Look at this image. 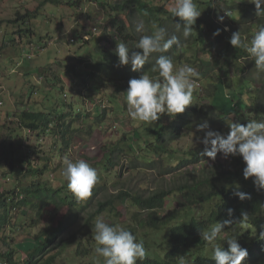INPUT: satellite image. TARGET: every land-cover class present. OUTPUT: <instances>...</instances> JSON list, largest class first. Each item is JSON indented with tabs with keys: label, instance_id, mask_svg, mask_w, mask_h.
Returning <instances> with one entry per match:
<instances>
[{
	"label": "trees",
	"instance_id": "obj_1",
	"mask_svg": "<svg viewBox=\"0 0 264 264\" xmlns=\"http://www.w3.org/2000/svg\"><path fill=\"white\" fill-rule=\"evenodd\" d=\"M224 1L228 5L225 10H237L240 14V20L236 19L232 22V27H236L233 32L240 30L237 29L241 26L239 24L249 22L251 13H255V9L251 11L248 7L254 4L248 3L247 0ZM100 2L102 6H108L113 12L116 11L117 15L113 19L111 17V24L115 27L113 32L111 31L109 35L108 31H104L98 37L96 49L99 51L95 57L93 55V62L86 63V60H80L86 68H81L79 71L78 74L82 79L78 82H84L82 85L85 86L86 81H90V85L86 88L89 94L92 91L95 95V98L93 95L91 97L94 104L92 109L89 111L81 110V107L77 109L74 106L75 103L65 97L62 111L43 108L15 113L17 124L9 131L2 147L0 146V232L11 229L13 238V234L17 233L18 229L27 230L30 227H36L40 224L39 220L46 215H54V213L56 215L66 209L64 219L62 217L57 224L41 229L35 234V238L40 240L39 244L27 249L17 247V250L13 244L3 239L8 236H1L0 241L11 247L0 251V258L4 257L6 264H104V258L98 257L95 253L96 243L92 233L96 218H101L103 215L106 216L105 222L113 226H123L129 229L138 241H143L146 258L138 261L137 264H214L211 259L212 250L207 249L211 244L201 239L200 230H208L218 221L239 218L242 212H247L249 228L237 239L238 243L248 251V256L242 264H264V240L259 239L261 226H264V190L257 191L252 178L243 177L245 164L240 156H229L230 168L217 163L211 170L204 171L201 175L190 174L192 176L190 179L150 195L123 189L97 201L98 193L103 191L106 185V182L100 183L98 177L91 195L86 200L77 202L68 190L66 180L64 185L55 188L43 179L46 173L57 171L58 164L54 162L55 159L69 157L70 144L74 135L80 131L91 132L104 123L105 116H112L114 112L125 113L126 92L124 91L131 78H138L143 71L149 75H156L151 72V66L161 53H154L140 71L134 72L130 65L116 66L118 57L114 49L117 43L124 42L131 48L142 34H151L154 31L153 25L164 27L167 29L168 37L172 35L180 37V44L173 45L163 55L170 56L177 68L187 64L185 58L188 56L184 49L186 40L175 29V23L181 21L178 17L173 18L166 10L167 7L174 5V0L158 2L156 0H103ZM195 2L201 15L193 25L191 36L194 39L191 45L195 46L200 42L204 45L197 50L201 73L214 78L218 75L215 73V68L220 69L222 76L231 75L230 69L234 68L238 73L245 72V65L241 60L248 59L247 53L242 48L235 49L229 43L233 32L225 31L222 28L225 24L221 25L216 20L218 15H222L221 8L216 7V0H195ZM123 11H126L124 13L130 18L133 14H137L145 23L147 22V31L136 32V24L133 21L126 22L122 18L120 13ZM230 24L227 22L228 26ZM250 25H245L243 31L240 30L242 39L247 34L253 35L260 26H264V18ZM217 29H220V34L214 36L213 33ZM111 37L116 38L114 49L101 45V41L110 40ZM216 43L222 46L216 48L218 46ZM249 61L254 66V62ZM73 67L76 66L73 65ZM247 77L254 85L255 79L251 76ZM211 85L214 89L210 95H215V99H218L220 87L214 81ZM252 92L251 102L246 104L248 111L238 108L236 115H231L232 117L218 110L216 101L210 100L212 111H214L212 114H216V118L212 121L221 119L224 127L229 131L228 125L232 122L246 124L249 119H264V93L261 89H255ZM201 95V92L197 94V100L208 99V96ZM105 96L107 99H104ZM105 100L111 103L110 106L102 107ZM197 104L196 102L190 108L196 111ZM202 111H205L204 108ZM190 112L185 110L183 113L176 114L175 118L163 114L151 125L132 122L136 128L135 131L139 132V137L134 139L136 145L132 147L133 153L138 151L137 157L148 165L157 166V160L161 159L160 161H165L170 168L180 167L187 161L203 160L206 156L201 155L203 152L201 148L197 151L195 149L192 153L170 146V141L178 134L180 127L189 122L185 117ZM209 113L206 110V114ZM78 120L79 124L86 123L85 126L78 127ZM131 134L125 132L119 144L107 147L104 159L93 165L100 170V173L99 170L97 171L98 175L102 172H111L116 165V159L126 150ZM40 138L52 142L53 147L50 151L40 145L39 140H42ZM32 140L37 141V145L30 146L36 153L35 156L29 155L28 151L22 148V142ZM41 152L42 154H39ZM58 173L63 177L60 170ZM236 185H239V191L250 194L251 198L241 201L234 195ZM176 195H181L183 201L175 204L173 198ZM93 202L97 203V209L85 218L83 225L69 236L60 237L64 229H67L70 218L86 210ZM124 202H128L127 214L119 209ZM50 205L54 208L52 212L49 210ZM26 207L29 209L28 212L23 211ZM229 208L234 210L232 217L228 216ZM164 209L169 212H159ZM124 215L126 218L122 220ZM224 232L232 233L229 226H225ZM221 246L227 249L228 244L225 242ZM21 251L25 252V255L20 253Z\"/></svg>",
	"mask_w": 264,
	"mask_h": 264
},
{
	"label": "rangeland",
	"instance_id": "obj_2",
	"mask_svg": "<svg viewBox=\"0 0 264 264\" xmlns=\"http://www.w3.org/2000/svg\"><path fill=\"white\" fill-rule=\"evenodd\" d=\"M100 1L103 0H58L57 2L53 0H0L1 147L4 139L8 137L9 131L17 124L16 114L24 110L54 108L62 111L65 97L69 101L74 102V106L77 109L79 107L85 111L92 109L94 104L91 97L94 92L91 91L89 94L86 88V86L90 85V81L87 80L85 86L82 85L84 82H78L82 79L78 74L79 71L81 68H86V65L81 63L80 60L84 59L87 61L86 63L93 62V58L99 51L96 49L98 37L104 31H108L109 35L111 31L113 32L115 27L111 24V17L113 19L117 15V12H113L108 6H102L103 4ZM158 1L160 0H156V2ZM216 4L217 8H221V14L225 15L224 10L228 7L226 2L224 0H216ZM248 7H250L251 11L255 9V5H249ZM33 12L36 13L33 14ZM124 12L126 11L120 14L126 22L133 21L137 25L143 21L137 14H133L130 18ZM230 12L231 17L225 15L223 22L218 21L217 17L216 20L221 25L225 24L222 26L225 31L232 33L236 29V27H232V22L236 19L240 20V14L237 10ZM251 15L250 21L245 24H239L241 26L237 27V29L239 28L243 31L245 25L251 26L252 22L255 23L264 18V16L257 17L255 13H251ZM227 22L231 23L230 26L227 25ZM143 23L147 29V22L143 21ZM251 36L247 34L244 39L250 40ZM193 39L194 37L190 36L184 43V49L187 52L186 56H188L185 60L187 65L194 67L198 71L199 79L194 78L196 87L193 92V103L185 109L186 111H191L185 117L189 122L182 125L178 134L170 141V146L179 148L184 152L188 150L192 153L199 148L203 151L204 145L201 141L207 130L218 131L221 134L228 132L221 119L212 121L213 118H216V114H212L214 111H212V102L210 100L216 101L214 103L218 110L226 113V115L235 116L236 111L239 109L245 112L248 111L246 104L251 102L250 95L253 94V90L261 89L264 93V74L257 73L249 59L241 60L245 65V72L243 73H238L234 68L230 69L232 76H222L220 69L215 68V73L218 74L216 77L212 78L210 75H203L197 50L204 45L200 42L192 46L191 41ZM212 40L215 43L214 38ZM115 41L116 38L111 37L110 40L101 41V45L114 49ZM216 45H218L216 48L222 46V44L219 45L217 43ZM73 65L76 67L74 68ZM247 76L255 79L254 85ZM213 81L217 82L220 87L218 99H215V95H210L214 89L211 85ZM200 92L202 95L208 96V99L205 101L197 100V94ZM93 96L95 98V95ZM119 96L122 98L121 94ZM104 99H107V97L105 96ZM196 102L198 103L196 111H193L191 108ZM79 103H81V106H79ZM109 104L111 103L105 100L102 103V107L105 105L110 106ZM203 108L205 111H202ZM65 110L69 111L68 109ZM124 110L125 113L114 112L112 116H105L104 123L94 128L91 132L80 131L77 135H74L70 144L69 157L55 159L54 162L58 164L57 171L46 173L43 179L55 188L64 185L65 179L58 171L60 170L63 173L65 158L73 161L84 159L93 166L104 159L108 146L120 143L124 138L125 132L132 133L126 150L116 159V165L113 169L110 168V173L102 172V174L98 175L99 182L102 184L106 182V185L105 189L98 193L97 201L123 189L150 195L153 192L170 188L190 179L192 177L190 174L201 175L204 171L211 170L214 167L213 165L217 163L224 164L227 168H230L229 157L225 159L220 153H217L215 160L206 156L203 160L187 161L188 163L186 162L176 168H170L165 161L161 162V159L157 160V166L148 165L147 162L137 157L138 151L133 153L132 147L136 145L134 139L139 137V132L135 131L136 128L134 126L137 121H133L128 116L127 106ZM206 110L210 113L206 114ZM194 112L195 114H193ZM205 121L208 123V129L197 130L196 125ZM79 122L78 120V127L86 124H79ZM43 139L39 140L40 145L45 150L50 151L51 147H53L52 142L48 139ZM35 145H37L36 140L22 142V148L32 156H35L36 153L31 150L30 146ZM39 154H42V152ZM98 167L100 166L98 165ZM182 201L183 197L181 195H176L173 198L175 204ZM127 203H121L119 206V209L124 214L128 213ZM49 208L50 212L54 211L52 205ZM96 209L97 203L93 202L86 210L79 212L75 217H71L70 223L66 227L67 229H64L63 235L60 237H67L77 231L83 225L85 218L95 212ZM28 210L26 207L23 211L28 212ZM65 210L63 209L61 213L59 212L56 215L55 213L54 215H46L39 220L40 224L36 227H30L27 230H23L24 228L18 229V232L13 234V238L10 232L11 229L0 232V237L8 236L3 239L13 244L17 250L18 248L27 249L39 244L40 240L35 238V234L39 233L41 229L57 224L62 217L64 219ZM159 212L165 213L169 211L164 209ZM101 218L105 221L106 216L102 215ZM125 218L126 216L124 215L122 220ZM239 235H236L237 239ZM231 237L232 233L222 232L216 243L223 245L227 242L226 239ZM10 247V245L3 243L2 240L0 241V251ZM207 249L212 250V245ZM20 253L25 255L23 251ZM0 259V264H6L3 260L5 259L4 257Z\"/></svg>",
	"mask_w": 264,
	"mask_h": 264
},
{
	"label": "clouds",
	"instance_id": "obj_3",
	"mask_svg": "<svg viewBox=\"0 0 264 264\" xmlns=\"http://www.w3.org/2000/svg\"><path fill=\"white\" fill-rule=\"evenodd\" d=\"M242 2V0H239ZM255 5L257 17L264 16V0H247ZM173 18L178 17L175 29L187 40L193 32V25L201 15L195 0H174V5L167 7ZM231 17L230 11H225ZM225 15H218L217 19L223 22ZM151 34H142L138 41L129 47L119 42L114 49L118 57L116 66H131L132 71H140L149 62L154 53H161L151 66L149 75L141 72L138 78H131L126 89L125 102L128 116L133 120L151 125L158 121L163 114L175 118L176 114L183 113L187 106L193 103V92L196 87L194 78L199 76L198 71L187 64L174 65L172 59L163 53L168 52L173 45L179 46L180 37H168L167 29L153 25ZM138 33L146 32L143 21L135 27ZM217 29L213 35H219ZM229 43L235 49H244L248 59L254 62L257 73H264V26H260L250 40L242 39L240 30L232 33ZM197 130L208 129V123L196 125ZM229 131L221 134L218 131L207 130L202 143V156L215 160L217 153L223 158L240 156L245 164L243 177L252 178L257 191L264 190V119H249L246 124L232 122L228 125ZM63 177L67 181V188L77 202L86 200L98 182L97 169L84 159L75 161L65 158ZM241 201L250 199L248 193L239 191L236 185L234 192ZM228 216H233V209L229 208ZM247 212H242L239 218H229L218 221L208 230H200L201 239L212 245L211 259L214 264H242L248 256L246 248L242 247L236 235L243 234L249 228ZM229 226L232 237L226 239L228 247L225 249L216 241ZM93 239L96 243L95 253L104 258V264H137L146 258L143 241L127 228L119 225H110L103 218H96L92 226ZM259 239L264 240V226H261Z\"/></svg>",
	"mask_w": 264,
	"mask_h": 264
}]
</instances>
